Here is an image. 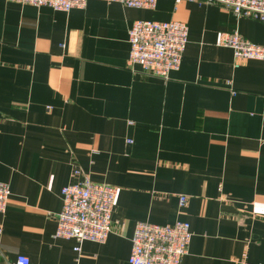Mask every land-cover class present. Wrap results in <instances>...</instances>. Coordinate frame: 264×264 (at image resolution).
<instances>
[{
    "label": "crops",
    "instance_id": "1",
    "mask_svg": "<svg viewBox=\"0 0 264 264\" xmlns=\"http://www.w3.org/2000/svg\"><path fill=\"white\" fill-rule=\"evenodd\" d=\"M138 20L187 26L166 80L127 64ZM233 31L264 46V23L202 0L69 12L0 0V264H128L137 223L176 221L192 233L181 264H264V64L234 67L215 46ZM83 177L117 195L106 241L77 254L53 236L61 188Z\"/></svg>",
    "mask_w": 264,
    "mask_h": 264
},
{
    "label": "built area",
    "instance_id": "2",
    "mask_svg": "<svg viewBox=\"0 0 264 264\" xmlns=\"http://www.w3.org/2000/svg\"><path fill=\"white\" fill-rule=\"evenodd\" d=\"M9 2L47 7L58 12L83 9L89 0H7ZM118 3L126 8L154 10L158 0H97ZM178 4L180 0H170ZM193 1V0H189ZM229 10L235 17H245L264 23V0H202ZM188 42V29L177 21H135L128 30L129 67L138 66L145 76L166 80L180 67ZM215 46L232 51L234 67L241 62L259 61L264 64V46L249 42L237 31L218 32ZM74 176H80L78 169ZM117 195L116 188L92 182L83 177L80 181L61 188V210L57 214L54 238L73 240L75 253L83 242L103 244L112 228V212ZM10 197L8 184L0 181V214L7 208ZM186 202L180 197L179 205ZM192 233L186 221L157 225L139 222L131 237L128 264H181L187 254ZM15 264H30L25 256H17Z\"/></svg>",
    "mask_w": 264,
    "mask_h": 264
}]
</instances>
